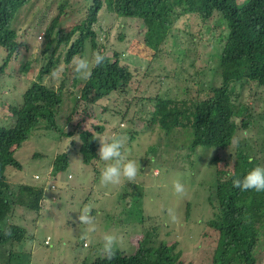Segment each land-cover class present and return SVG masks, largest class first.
<instances>
[{
    "label": "trees",
    "instance_id": "trees-1",
    "mask_svg": "<svg viewBox=\"0 0 264 264\" xmlns=\"http://www.w3.org/2000/svg\"><path fill=\"white\" fill-rule=\"evenodd\" d=\"M79 1L85 16L71 22L70 0H0V76L18 70L26 77L36 70L35 80L22 93L21 101L1 105L6 112L0 120V264L19 261V255L24 254L18 247L33 240L25 228L12 221L15 209L38 213L46 204L45 188L27 181L12 186L4 176L7 168L23 170L15 153L24 143L40 130L59 138L78 134L82 164L99 160L100 145L94 137L103 128L95 126V133L85 131L80 124L73 125L72 119L80 103L93 105L131 81L130 68L122 64L120 54L113 52L109 57L99 42L101 35L109 33L107 14L133 20L144 29L139 52L145 55L137 56L147 61L148 77L150 67L159 60L165 82L171 79L184 84L173 98L156 94L135 103L132 125L142 129L129 133L126 143L138 142L144 129H156L154 143L176 148L179 155H192L198 148L216 153L210 161L214 175L206 197L211 218L200 234L205 254L201 264H264V192H242L232 185L234 178H242L254 167H264V0H75L74 4ZM28 11L31 20L20 30L25 23L16 24L15 19L26 17ZM191 21L198 28L196 35L189 30ZM39 28H43L42 48L35 55L29 38ZM198 43L210 44L208 57L199 54ZM96 51L105 55L103 65L94 67L87 80L76 78L73 58ZM162 53L172 60L171 67L162 66ZM183 60L195 69L186 77L173 65ZM54 71L60 72L59 85L44 84L45 79L55 78ZM246 92L251 104L245 102ZM255 109L261 111L256 113ZM82 112L85 115L86 109ZM64 115L66 118H61ZM61 125L72 130L65 133ZM251 128L253 137H240L241 130ZM33 157L45 156L34 153ZM68 167V153L58 154L48 179ZM97 173L99 180L100 171ZM130 186L132 193L124 197L130 199L129 209L137 210L131 215L135 221L130 222L134 228L130 236L141 237L131 253L118 249L112 261L103 253L91 264H184L177 242L161 238L159 226L142 228L145 220L138 216L139 193L133 184ZM192 205L185 204L184 220H188ZM6 229L11 230L10 236L5 235ZM164 234L168 237L170 232ZM26 254L30 258L29 251ZM81 254L80 263H84L85 254Z\"/></svg>",
    "mask_w": 264,
    "mask_h": 264
},
{
    "label": "rangeland",
    "instance_id": "rangeland-1",
    "mask_svg": "<svg viewBox=\"0 0 264 264\" xmlns=\"http://www.w3.org/2000/svg\"><path fill=\"white\" fill-rule=\"evenodd\" d=\"M74 2L75 0H70L71 8L68 9L73 16L71 22L85 16L78 6L80 1L78 4ZM29 13H26V17L23 18L16 17V24L25 23L20 30L25 29L30 22L32 16ZM16 24H14L15 28ZM105 27L109 33L106 37L101 35L99 42L104 44L109 57L113 52L120 54L122 64L130 68L131 81L125 88L119 85L117 91L93 105L85 106L80 103L72 121L73 125L80 124V129L90 132H94L95 126H100L103 131L97 136L105 139L123 137L127 142L129 133L142 129V126L132 125L135 103L142 97H153L156 94L173 98L180 94L184 84L175 83L171 79L165 82L164 71L157 65L159 60L150 67V77L145 74L147 61L137 56L145 55L139 52L144 32L140 23L116 19L107 14ZM177 27L182 30L184 26L179 23ZM42 30L43 28H39L32 31L33 34L29 38V45L35 55L42 48ZM189 30L197 34L198 28L192 21L189 22ZM121 35L122 40L119 39ZM163 48L165 47L162 46ZM197 50L206 58L211 52L210 44L198 43ZM150 55L151 53L149 57ZM163 56L164 53L159 55L162 66L171 67L169 60L171 63L172 60ZM173 65L178 66V72L185 77L195 71L194 68L188 67L187 60ZM35 71L28 73L26 77L18 70H11L10 73L0 76V120L3 112H6L1 105L6 104L7 101L15 102V105L20 102L22 93L31 81L35 80ZM157 75L160 78H157ZM60 80L59 72L53 80L45 79L44 84L56 87ZM179 96L182 97V93ZM244 96L246 100L244 101L251 104V98L247 92ZM129 102L131 105H128ZM84 108L85 115L82 112ZM260 111L255 109L256 113ZM66 116L61 118L65 119ZM2 123L6 121L2 120ZM62 129L65 133L72 130L68 125L62 126ZM144 131L137 138L138 142L133 140L129 145L126 143L122 149L127 159L138 162L139 171L135 181L122 180L121 184L115 186H105L101 183L104 161L99 159L88 166L82 164L78 152L80 145L78 134L72 138H59L58 135L43 130L34 133L29 141L15 153V159L23 170L7 168L4 176L12 186L21 181H27V184L31 186H42L47 193L46 204L42 202L38 213L15 209L12 221L25 228L27 236L33 240L22 243L18 247L24 255H19V261L11 264H91L98 255L103 254L102 238L105 234L122 236L124 242L118 249L131 253L132 247L136 246L141 235L130 236V231L134 229L130 222L135 221L131 215L137 212V210L129 209L130 199L124 197L126 193H132L130 184H133L134 190L137 188L139 193L137 200L141 213L138 216L145 220L142 228H147L149 224L159 226L161 238H165L168 242H177V248L182 251L184 264H201L205 254H202L204 247L200 234L204 229V223L211 218V209L207 205L206 197L211 177L214 175L210 161L216 153L210 151L204 153L202 148H198L192 155L186 156L183 153L179 155L176 148L165 146L163 142L161 147L157 141L154 143L156 129H144ZM254 133L252 128L241 130L240 137L248 139L253 137ZM63 152L69 155L68 169L58 174L57 180L48 179L52 160ZM34 153H41L45 157L34 158ZM254 166H256L255 163ZM96 171H100L99 180L98 173L95 174ZM33 176H38L36 182ZM176 181L184 185L186 195L180 196L174 192L173 185ZM189 202L193 205L188 220H184L185 204ZM85 205L92 208V216L97 225V231L94 233L86 234V226L80 224L78 220L79 212ZM134 224H138V221ZM167 231L170 235L163 237ZM27 251L30 253V258L26 254ZM81 253L85 254L84 263H80Z\"/></svg>",
    "mask_w": 264,
    "mask_h": 264
},
{
    "label": "clouds",
    "instance_id": "clouds-1",
    "mask_svg": "<svg viewBox=\"0 0 264 264\" xmlns=\"http://www.w3.org/2000/svg\"><path fill=\"white\" fill-rule=\"evenodd\" d=\"M105 59V55L99 51L94 52L91 57L84 55L74 57L72 63L75 77L84 80L91 78L92 69L102 66ZM58 75V71L52 73L53 77H57ZM94 138L99 141L100 145L98 149L99 159L105 162V167L101 172V183L105 186H115L121 184L122 180L134 182L139 171L138 162L127 159L125 153L122 152L126 144L125 138L112 137L110 139H105L102 136H96ZM56 177L54 179H56ZM32 178L34 182H36L38 176H33ZM232 185L242 192H264V167H254L242 178H234L232 180ZM173 188L176 194L180 196L186 195V189L179 181L174 182ZM78 220L80 224L86 226V234L97 231V225L92 216V208L90 206L85 205L80 210ZM11 234L10 229L5 230L6 236H10ZM102 239L104 258L107 261L114 260L118 248L123 245V237L116 234H105Z\"/></svg>",
    "mask_w": 264,
    "mask_h": 264
}]
</instances>
